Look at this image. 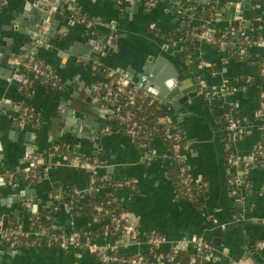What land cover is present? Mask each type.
Segmentation results:
<instances>
[{
	"label": "crops",
	"instance_id": "crops-1",
	"mask_svg": "<svg viewBox=\"0 0 264 264\" xmlns=\"http://www.w3.org/2000/svg\"><path fill=\"white\" fill-rule=\"evenodd\" d=\"M188 1L165 0L146 9L143 4L130 0L121 4L117 0H74L59 9L55 14V19L59 21L57 30L37 48L36 57L54 70L61 89L53 91L35 84L29 94L22 95L18 91L19 85L9 80L15 72L21 71L19 67L9 79H0V102L7 105L0 111V176L24 169V156L28 152L43 158L48 166L46 176L36 186L30 187L19 181L15 189L2 188L1 218L13 215L22 203L15 202V195L30 187L36 193L37 209L50 206L60 209L56 225L61 230L68 233L73 229H92L95 227L94 220L70 215L64 204L53 202L48 197V192L52 189L63 191L62 199L69 197L73 189L87 193L86 187L92 174L104 181L109 175V178L133 183V189L122 188L117 198L141 232L137 242L121 235L112 238L120 254L145 252L144 237L154 231L166 239L161 247L165 251L181 244L182 249L195 252L196 247L190 240L202 237L213 250V255L204 264H264V250L254 249L257 242L264 241V165H254L246 177L239 178L237 166L228 165L225 161L224 142L230 134L218 122L220 116L229 110L246 118V136L233 142L230 150L235 156L250 159L253 148L264 140V127H259L260 122L256 119L260 106L258 93L264 90V77L258 75L255 64L223 62L224 54L206 43L196 44L191 68L183 66L179 61L183 47L169 48L151 30L168 33L176 28L187 14ZM244 1L203 0L201 6L213 3L218 9L220 18L212 23L215 30H222L237 19L245 20L251 35L263 39L259 46L250 49L249 59L255 61L264 58V0H247L248 9L244 7ZM48 2L0 0V40L11 38L17 57L30 52L33 41L26 34L27 17H18L24 5L31 3V8H35V4L46 6ZM132 6L135 11L129 10ZM76 10L89 19L100 21L102 26L97 29L105 35L110 36L115 25L111 35L115 46L108 49L104 57L94 60L95 54L92 53L88 56L89 61L82 62L81 57L66 52L69 48L80 52L90 41L102 44L101 39L74 20ZM149 60L155 65L163 60L160 75L166 76L175 70L181 78H189L212 94L204 98L197 87L198 94L180 107L172 108L162 103L167 117L176 123L192 150V154L186 157L192 176L207 182V189L200 198L201 209L177 196L167 159L169 152L160 139H154L148 148H143L119 131L102 133L109 110H102L97 95L90 94L96 78H99L94 74L95 62L123 77L122 72L128 73L134 82ZM242 77L251 82L244 84ZM77 99L88 101L84 105L86 114L80 118L74 115ZM23 102L33 107L41 118L39 127L25 125L19 128L13 124V116ZM98 124L100 127L97 130L95 126ZM95 131H98V139L90 136ZM58 143L67 144L72 156L95 158L101 165L89 173L90 168L84 166L81 160L67 159L62 155L48 158L51 147ZM230 178H238L236 186H228ZM239 200L241 203L237 207ZM236 212L239 215L237 218L234 217ZM20 222L22 229L29 231L27 214L20 218ZM0 264L101 263L91 255L71 249L31 247L14 251L0 246Z\"/></svg>",
	"mask_w": 264,
	"mask_h": 264
},
{
	"label": "built area",
	"instance_id": "built-area-1",
	"mask_svg": "<svg viewBox=\"0 0 264 264\" xmlns=\"http://www.w3.org/2000/svg\"><path fill=\"white\" fill-rule=\"evenodd\" d=\"M66 0H49V6L45 8V12L47 13L46 17V24L49 23L52 16H54L62 5L65 3ZM124 0H117L118 4ZM135 2L136 0H130V2ZM143 5L147 9L153 8L158 2L165 1V0H142ZM37 7V4H35ZM205 8L204 6L199 5L196 11ZM190 17L189 11H187L186 16H184L181 21H185L187 18ZM82 24L86 31L92 32L94 29H97L99 26H102L100 21L96 20H85L82 19H74ZM189 27L191 30L189 35L192 37H198L197 43H206L213 47L214 44L220 43V39L224 36L229 37V41L233 43L236 40V34L242 33L245 35L244 42L242 43L243 47L240 50V54H246L250 52V49L259 46L263 39L259 36H252L250 31L247 28V24L239 22L236 26H233V23L228 27L222 30H215L212 27V22L206 21L203 22L200 18L192 17L190 19ZM239 20V19H237ZM196 21L195 24L192 22ZM216 21V20H215ZM43 44L41 39H35L31 43V50L27 54L23 56H19L13 60V63L21 68V71L15 72L13 76L9 79L11 82L17 83L19 86L18 91H22L24 85L28 87V91H26V95L30 93L32 90L31 87H34L35 84H41L43 86H51L47 87L50 90H59L61 89V85L58 83L60 82L57 75L55 74L54 70L49 67L48 65L44 64L41 60L36 57V50L37 48ZM115 40L113 36H108L104 44L97 45L95 47L96 50L100 51L99 57H104L107 53V50L113 48L115 45ZM221 47L227 48L226 42L220 43ZM181 46L185 50L188 46V43L185 40L177 43L174 45ZM173 47V48H174ZM222 52V51H220ZM223 53V52H222ZM95 67H93L94 69ZM103 72L105 76L100 78L99 82H97L94 87L96 88V95L99 102V106L102 110H109L108 117L104 121L102 125V133L109 134L114 131L121 132V128L125 129V134L129 137L132 142L135 137L140 134V126L138 125L137 121H135L134 116L131 112L124 111L126 106H134L140 97L141 91H146L145 86L151 75H142L139 78L132 82L131 80L126 79L125 77L119 75L117 72L112 70H107L103 68ZM261 75H264V71L261 70ZM250 83V80L247 79L244 84ZM225 92H228V88H225ZM208 89L204 88L199 84L198 91L200 93L205 92V96L209 97V93H211ZM147 92V91H146ZM150 94V93H149ZM212 95V94H211ZM154 97V96H153ZM259 98L262 100L256 114H260L262 110H264V90H260ZM223 114L225 117V121L223 122L227 127L226 130L229 132L230 136H237L242 138V136L246 133L247 130V121L246 119H240L239 116L234 113L232 110L224 112ZM38 116L35 112L34 108L28 105L27 103L23 102L19 104V111L17 114L13 116L12 122H16L17 127L22 128L28 124V118L31 116ZM165 121L172 122L167 116ZM36 122L40 123L39 117L36 118ZM30 126V125H29ZM122 133V132H121ZM237 134V135H235ZM232 143H228L224 148V152L231 151L230 146ZM149 145H143L146 147ZM173 150L176 155L182 157L183 159V167L181 168L180 172L182 175H185L184 182H196L198 179H195L188 166L186 165V157L189 154H192V150L188 147H179L175 145ZM65 158L68 156L72 159L82 161L84 166H88L90 169L94 171V169L101 165L99 161L95 158H83L81 159L79 156H72L71 148L67 144H55L51 147L48 158L55 157L58 153ZM69 158V159H70ZM250 159H243L239 156H235L232 152L229 154L226 163L228 165L231 164H243L245 168V172L247 173L249 170L247 166L249 165L250 161L256 160L264 162V142L259 141L256 146L253 148L252 152L249 156ZM25 159V167L22 169L24 171V178H21L18 173L16 172H6L4 175L0 176L3 177L7 182V187L11 189H15L19 183V181L24 182V179H28L31 176H35L36 164L40 161L45 160L38 155L28 152L24 156ZM168 164L171 165L172 161L168 158ZM46 163V162H45ZM48 170V167H47ZM244 172V173H245ZM93 173V172H92ZM96 174H92V177ZM91 177V181H93ZM238 178H230L228 180V186H236ZM103 184L96 189H93L92 185L90 186L91 189L95 191L102 190L105 188L104 180L101 178ZM29 186V185H27ZM130 187L128 183H124L122 188ZM2 187L0 186V194H1ZM80 190L73 189L71 191L74 195H79ZM48 197L53 202H58L59 199L56 195H53L48 192ZM121 204V202L119 201ZM35 204L37 207V200H35ZM24 209L29 210L32 212V202L27 200L21 203ZM122 205V204H121ZM98 210H101L99 207ZM237 218L236 216H234ZM29 220V231H25L22 229L21 225L12 231V238L7 237L4 234L5 230L1 229V220H0V245L3 241L10 244L11 248H15L16 246L20 248H46V249H60V250H76L88 255H91L98 259L101 264H181L178 260H175L177 249H182L181 244L179 246H175L167 250L171 252L170 254L164 256L161 253H154V248H160L166 243V239L161 235H158L156 232L152 231L145 235L144 237V245H145V252H140L134 255H123L118 252V246L116 242L112 241V238L116 236H125L126 238L132 240L133 242L139 241L141 237V232L137 228V226L131 221L130 214H121L119 217L112 216L110 220L102 227V235H95L92 233L91 229H73L70 232H53L50 234L49 232H45L42 230L39 225L30 224ZM95 222V221H94ZM215 224L217 223L216 220L213 221ZM100 223L95 222V226ZM56 227H58L56 225ZM59 228V227H58ZM27 238L31 239L33 242L38 244L37 246H33L27 241ZM42 243V244H41ZM190 243L195 245V247L208 249L209 255L207 258H210L213 255V250L211 247L203 240L202 237H194L190 240ZM41 244V245H40ZM58 244V246H55ZM255 251L264 250V241L257 242L254 245ZM16 250V249H14ZM163 250V249H162ZM165 251V250H164ZM196 252V251H195ZM190 264L196 263V258H190Z\"/></svg>",
	"mask_w": 264,
	"mask_h": 264
},
{
	"label": "trees",
	"instance_id": "trees-1",
	"mask_svg": "<svg viewBox=\"0 0 264 264\" xmlns=\"http://www.w3.org/2000/svg\"><path fill=\"white\" fill-rule=\"evenodd\" d=\"M174 2H177L178 0H172ZM137 4L141 3L143 4L142 0H136ZM203 3V0H189L188 4L186 6V11H189L190 17L187 18L185 21H180L178 26L168 33H162L157 29H152L151 32L160 39L165 45H167L169 48H173L175 44L183 41L186 39L188 46L185 50H183L179 54V61L180 63L185 66L187 69H190V62L193 59L195 52L197 51V45L196 41L198 37H192L189 35V32L191 30V27H189L190 19L192 17L200 18L203 22L209 21H215L220 18V13L217 8L213 5V3H209L206 5L205 8H202L198 11L197 7ZM121 6V5H120ZM144 6V5H143ZM120 8V7H119ZM122 9V7L120 8ZM147 9V8H146ZM74 14V19H82L85 20H91L87 16L81 15L78 10H76ZM239 22H242L246 24L245 20H236L233 23V26H236ZM92 34L97 38L102 40V44L105 43L106 39L108 38V35H105L104 32H102L99 29H94L92 31ZM245 35L242 33L236 34V40L231 43L229 41L228 36L222 37L220 40L221 42L227 43V48L221 47L220 43H216L213 45V48H215L218 51H222L224 54L223 62L225 63H240L245 62L247 64H255L257 67L258 75L261 77H264V75H261V70L264 71V58L258 59L255 61H251L250 58V52H247L246 54L241 55L240 50L242 49L244 42ZM94 74L96 77L95 85L97 82H99L100 78L105 76V73L103 72V68L98 62H95L94 64ZM242 80H247L248 78L242 77ZM251 82V80H250ZM61 85V83H58ZM45 87H51V86H45ZM33 88V87H31ZM205 88V87H204ZM28 87L24 85V88L22 91H19L22 95H26V91H28ZM210 91V90H209ZM208 92V90H207ZM209 93V92H208ZM205 92H202L201 95L206 98ZM209 95H211L209 93ZM259 95V93H258ZM261 103V99L259 100ZM124 111L131 112L134 116L135 121H137L138 125L140 126V134L133 139V143L138 147H143V145H150L151 142L154 139H160L165 146V148L168 150L169 155L168 158L172 161V164L169 166L171 175L173 177L174 186L176 190V194L180 198L186 199L188 202H190L195 208L201 209V203L200 198L204 191L207 189V182L204 179H198L196 182H184L185 175H182L180 170L183 167V159L182 157H179L175 154L173 147L175 145H178L179 147H188L190 148L188 142L184 138L181 130L178 128L175 122H167L165 121V118L167 116L166 110L162 106V101L157 99L156 97H153L148 92L141 91L140 97L138 98L136 104L134 106H126ZM225 114H222L220 118L218 119L219 123L223 124V127L226 129V125L223 123L225 121ZM39 117V116H37ZM36 116H31L28 118L27 122L28 124L33 127L37 128L41 124V118L40 123L36 122ZM240 119H244V117L239 116ZM246 119V118H245ZM256 119L260 122L258 125L259 127H264V110L260 114H256ZM15 126H17L16 122L13 123ZM221 127V126H220ZM121 132L125 134V129L121 128ZM237 135V134H235ZM246 136V133L242 136V138H239L237 136H228L225 137L224 142V148L228 143H233L236 140L243 139ZM264 142V140H261ZM60 144V143H59ZM148 148V146L143 147ZM191 149V148H190ZM231 151L225 152V161H227V158ZM61 155L60 152L56 155ZM70 158L69 156L67 159ZM99 163H101L99 161ZM263 166L264 162L261 161H250L249 165L247 166V169L250 170L254 165ZM234 166L236 164H231V166ZM47 164L44 161H40L36 164V170H35V176H31L28 179H24V183L29 185L30 187L36 186L40 181L44 179V177L47 174ZM242 171H243V178L247 176L245 172V168L243 167V164L240 165ZM245 172V173H244ZM19 176L21 178H24V171L20 170L18 172ZM93 181H88L86 191L80 192L79 195L69 194V200L66 204V210L67 212L76 217V218H91L96 223H100L94 228L91 229L92 233L95 235H102V227L104 225H107L106 223L112 216L119 217L121 214L125 213L128 214L126 208H124L117 198V193L122 189V185L124 183H128L130 186L133 187V183L129 181H121V180H115L112 178H109L107 186L105 185V188L102 190H99L98 192L93 190L98 188L103 184L101 181V178L98 175H94L92 177ZM0 183L2 184V188L7 187L6 180L1 177ZM105 184V182H104ZM92 185L93 189L90 188ZM233 193H236L235 190H232ZM49 193L56 195L58 198L64 196V192L60 191L58 189H52ZM241 200L237 201V207L240 206ZM101 208V210H98V208ZM60 212V209L56 206H50V207H40L36 209L35 212H30L27 209H24L21 204L17 206L15 211H13V215L9 217L6 228L4 231V234L12 238V231L17 229L20 225V218L27 214L28 218L30 219V224H36L39 225L42 230H45V232H49L50 234H53V232H63L60 228L56 227V218L58 217V214ZM234 216L238 217V213L236 212ZM0 216V220H1ZM157 233V232H156ZM161 236V234L157 233ZM27 241L32 244L33 246H37L35 242H33L31 239L27 238ZM42 244V243H41ZM40 244V245H41ZM2 247H6L9 249H20V247L16 246L15 248H11L10 244L3 241L1 243ZM55 246H58V244H55ZM25 249V248H23ZM154 253H161L164 256L170 254L171 252L164 251L160 248H154ZM209 255L208 249L203 248H196V252H190L185 249H177V254L175 260H178L181 262V264H190V258L193 256L196 258L195 264H204L207 260V257Z\"/></svg>",
	"mask_w": 264,
	"mask_h": 264
},
{
	"label": "water",
	"instance_id": "water-1",
	"mask_svg": "<svg viewBox=\"0 0 264 264\" xmlns=\"http://www.w3.org/2000/svg\"><path fill=\"white\" fill-rule=\"evenodd\" d=\"M74 0H66L65 3L62 5L63 7L66 6L70 3L73 2ZM31 3H26L23 8V12L21 13L20 16L18 17H27V23H28V32L26 33L31 37L32 40L35 39H41L42 41H45L46 39L51 38L53 33L57 30V27L59 25V21L55 19V15L52 16L50 19L49 23L46 24L45 20L47 17V13L44 11L45 8L49 6L48 5L43 6V5H37L35 8H31ZM243 5L246 9L249 8V2L245 0L243 2ZM74 6H76L74 4ZM236 8H239L238 4H235ZM135 11V7H129V10ZM16 22H19L18 19L15 20ZM115 29V25L113 24L112 26V32L111 35H113ZM14 30H18V28H15ZM23 33V32H21ZM88 45L85 44L84 48L81 49L80 52H77L75 50H72V48H69L66 50V52H72L71 54L76 55L78 57L82 58V62H87L88 56H90L92 53L95 54L93 57L94 60H98L100 51L96 50L95 47L97 46V41H90L87 43ZM72 46H76V44H71ZM15 47L13 45V40L11 38H2L0 40V72L2 73L0 75L1 80H6L9 79L16 70L17 66L13 63V60L17 57V54L15 52ZM163 60H160V63ZM160 63H157L156 65L154 63H151L149 60L148 62H145L143 65V72L140 74L142 75H151L149 80L146 83L145 89L148 93H150L152 96L156 97L157 99L161 100L162 103L168 107L170 105L172 108L180 107V105H183L187 100H189L193 95L196 96L198 93L197 91V84L195 85L189 78H181L178 74L177 71H173L169 75L162 76L159 73L160 70ZM124 77L128 80H131L129 76L127 75L128 73L122 72ZM96 94V88L93 87L91 88V95L93 96V93ZM76 102V110L74 111V115L78 118L83 117L86 114V109H84L85 103H87V100H79L77 99ZM7 107L6 104L0 102V111ZM84 109V110H83ZM100 125H96L95 128L98 130ZM91 137L93 138H99L98 131L92 132L90 134ZM95 139V140H97ZM32 146V145H31ZM0 151H1V145H0ZM2 159V155H0V160ZM238 168V177L243 178V171L240 167V164H236ZM93 170L90 169L89 173H92ZM109 181V175L105 177V185L107 186ZM0 186L2 184L0 183ZM88 193V192H87ZM15 202H23V201H31L32 202V211L35 212L37 207L35 204V197L36 193L34 189H31L30 187L24 188V190L18 192L15 195ZM69 197L60 199L59 202L65 205L66 209V204L67 201L69 200ZM9 219L8 215H3L1 219V229L5 230L7 221ZM215 242V241H214ZM213 242V243H214ZM15 251V250H14Z\"/></svg>",
	"mask_w": 264,
	"mask_h": 264
}]
</instances>
